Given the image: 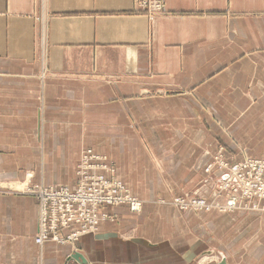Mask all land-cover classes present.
Returning <instances> with one entry per match:
<instances>
[{"label": "crops", "instance_id": "0c3cea01", "mask_svg": "<svg viewBox=\"0 0 264 264\" xmlns=\"http://www.w3.org/2000/svg\"><path fill=\"white\" fill-rule=\"evenodd\" d=\"M219 146L264 156V0H165L152 19L134 0H0V181L29 168L36 182L42 166L44 184L73 187L91 148L126 185L140 162L209 198L217 179L203 168ZM139 197L141 213L114 208L79 238L86 264L180 259L182 212ZM213 213L221 259L264 264V211ZM36 218L32 198L0 195V264L67 263L68 245L34 243Z\"/></svg>", "mask_w": 264, "mask_h": 264}, {"label": "rangeland", "instance_id": "374dc122", "mask_svg": "<svg viewBox=\"0 0 264 264\" xmlns=\"http://www.w3.org/2000/svg\"><path fill=\"white\" fill-rule=\"evenodd\" d=\"M91 151L95 154V156H98L100 158H104L105 162L109 166H103L106 169L111 168V171L107 170H100L99 172L103 174V178L97 173L96 170H92L91 168H94V166H90L91 163H88L87 169H91L90 171V177L97 179L98 181L102 182L104 185L108 183L107 177H113L118 182H120L123 186V192L122 194L125 196H129L130 199H136L140 202L139 207L137 209H132L130 207L128 200L123 202H118L119 200V189L114 186V188L117 190V193L113 194V198L111 201L103 199L101 202L97 203L96 206V214L98 217V224L96 226L95 230L88 231L85 234L78 235L79 238L88 235V234H96L98 232V229L100 224L107 220H114L116 219V214L112 211L114 208H126L130 213H141L142 207H143V200L139 197L142 193L147 194L150 198L154 200L153 206L154 207H162L164 204H169V206H172L174 209H177L179 212H182V219H181V228H182V237H181V254L180 259H176L174 262L171 260L173 264H220L221 261L225 263L224 259H221L220 253H222L221 246L226 247L222 243V239H220V235H215V232H213V235H207V232H211L213 229V225L215 224V221L213 219L206 218L208 214L219 213H227V212H233L235 210L239 211H264V198H260L259 195L253 193L247 199L251 204H257V206L251 207L250 209L245 208V205H241L237 209L229 210L227 207L223 210L220 207H211L212 209H206V208H200L199 203L197 202V205L194 204V206L189 205V207H183L180 206L179 203L181 201L189 202L195 201L198 199H204L206 203L213 204V205H225V202L227 200L226 196L229 197H237L240 199L241 197H246L243 190L240 188V184L237 181H232L231 188L229 187L228 194L223 193L224 191H220L219 187L222 183H225L227 181H230V173L231 170L234 169L237 165L241 168L242 174L244 175L245 180H249L251 182H254L255 184H263L264 185V163H257V164H250V161H263L264 162V156H243L241 160L236 161L229 155H225L224 147L219 146L217 147L216 151L212 154L210 161L205 165L203 168V173L211 174L214 178L217 179L216 184L213 187V190L211 191V195L209 198H206L201 195H197L191 190L193 188L189 186H181L180 184H177L176 178L179 179V171H174L170 167L169 171H165V166H140V162L134 164L133 166H127L132 169V171H127V174H129L128 179H131L130 182H133V184L130 186L129 184L126 185L121 179H119L116 175V166L115 163L110 160L106 155L100 154L98 152H95L91 148H83L80 152L79 159L81 158L82 152L84 151ZM80 160H78L75 169L73 171V175L75 178V184L73 187H69L67 185L61 184L60 182H54L56 184L46 185L41 181V175H42V166H38V181L33 182L32 179L35 176L34 170L29 168L25 171L23 174L22 179L17 180H2L0 181V195H13L18 197H28L32 198L34 203H36V222L38 226V218L41 215V212L38 210V205H40V199L36 195L38 192V189H46L49 190L51 187L52 189L57 188L58 186H65L68 187L69 190H73L76 187V184L81 180L80 175L81 170H78V164ZM145 164V163H144ZM143 164V165H144ZM146 165V164H145ZM169 167V166H168ZM91 173H95L96 176L92 175ZM139 173L138 179H134V176L132 174ZM121 177L123 176L120 175ZM201 175H198V179L200 180ZM124 180H126L124 177H122ZM80 179V180H79ZM79 180V181H77ZM199 183L195 186L198 187ZM194 187V188H195ZM226 188V187H224ZM114 189V190H115ZM43 191V190H42ZM113 191V189H112ZM44 192V191H43ZM109 192V186L106 188L104 187L102 193L108 194ZM243 192V193H241ZM45 193V192H44ZM232 199V198H231ZM237 199V200H238ZM246 200V202H247ZM73 200L70 201V203H65V205L71 206V208L74 211H78L80 208V204L78 201L73 202ZM245 201H243L244 203ZM59 202H54V206H57ZM178 206H177V204ZM74 204L77 206L74 207ZM50 202L49 200L46 203L45 206V213L48 216V218L52 217L51 210H50ZM206 209V210H204ZM151 210H155V208H151ZM152 211V212H153ZM204 212V214H202ZM150 214V212H148ZM44 215V212H43ZM107 216V218H106ZM106 218V219H105ZM76 221L74 224H71L70 228H64L62 226L58 227V233L59 235L64 238L68 239L69 234L72 235L73 232H75L78 229L82 228V225L77 223ZM135 228L130 229L124 236L130 237L132 232L136 231ZM36 234H37V227H36ZM35 234V235H36ZM7 237V236H6ZM11 237V236H10ZM16 236L13 235L12 238H15ZM72 238L69 242L64 243V245L58 244L54 242L53 240H49L51 242H54V244H58L61 246L68 245L71 247L73 252L69 255L67 259L66 264H72L74 261H76L78 264H86V260L82 257L83 260L75 259L73 258L74 253H78V245H79V238ZM208 237V238H207ZM34 241V237H33ZM35 243V242H34ZM36 244V243H35ZM38 245V244H37ZM147 245L152 246V243H147ZM40 246V245H38ZM227 248V247H226ZM210 253V254H209ZM79 254V253H78ZM221 259V260H220Z\"/></svg>", "mask_w": 264, "mask_h": 264}, {"label": "built area", "instance_id": "2783aa9c", "mask_svg": "<svg viewBox=\"0 0 264 264\" xmlns=\"http://www.w3.org/2000/svg\"><path fill=\"white\" fill-rule=\"evenodd\" d=\"M134 6L137 10V12H140L141 14H145L149 19L154 18L156 15L161 14L165 11V0H134ZM78 164V170H81V174H79L80 181L76 184V187L73 190H69L68 187L65 186H58L57 188L52 189V187L49 190L46 189H38L37 196L40 199V212L41 215L38 218V226H37V233L35 237V243L41 244L44 240H55V237L53 236L55 233H58V227L62 226L64 228H70L71 224H74L76 221L77 223L82 225L81 229L76 230L73 232L72 235L69 234L68 239L59 240L57 242H69L72 238H77L78 235L85 233L87 231L95 230L98 222L97 212H96V206L98 202H101L103 199L111 201L113 198L112 193L116 194L117 190L114 188L119 189V200L118 202H129L130 207L132 209H137L139 207L140 202L136 199H130L129 196H125L122 194L123 192V185L118 182L113 177H107L108 183L103 184L102 182L98 181L95 178L90 177V171L96 170L97 173L103 178V174H101L100 170H107L111 171V168L106 169L103 166H109L104 158H100L98 156H95L93 152L84 151L82 152L81 158L79 159ZM91 163L90 166H94V168L87 169L88 163ZM250 164H257V163H264L263 161H250ZM92 175L96 176L95 173H91ZM232 181H237L240 184L241 190L245 193L246 197H241L238 199L237 197H229L226 196L227 200L225 202V205H213L208 204L204 199H198L195 201L189 202H183L181 201L179 203L180 206L183 207H189V205L194 206V204L197 205V202L199 203L200 208H206V209H212L211 207H217L221 209H225L226 207L229 210L237 209L241 205H245V208L250 209L251 207H256L254 203L251 204L247 199L253 193L259 195L260 198H264V185L263 184H255L254 182H251L249 180H245L244 175L242 174L241 168L239 165H237L234 169L231 170L230 173V181H227L225 183H222L219 187L220 191H224L223 193L228 194L229 187L231 188ZM109 186V192L108 194H103L102 191L104 187L106 188ZM226 187V188H224ZM113 189V191H112ZM115 189V190H114ZM45 192H43V191ZM241 192V193H243ZM232 198V200H230ZM238 199V200H237ZM50 202V210L52 217L48 218V216L45 213V206L47 201ZM73 200V202L78 201L80 204V208L78 211H74L71 206L65 205V203H70V201ZM247 200V202H246ZM243 201H245L243 203ZM54 202H59L57 206H54ZM72 202V203H73ZM194 203V204H193ZM177 204V203H176ZM77 205L74 204V207ZM178 206V204H177ZM204 209V210H206ZM256 209V208H255ZM264 209V207H263ZM44 212V215H43ZM107 218V216H106ZM105 218V219H106ZM60 236V235H59Z\"/></svg>", "mask_w": 264, "mask_h": 264}, {"label": "bare ground", "instance_id": "6f19581e", "mask_svg": "<svg viewBox=\"0 0 264 264\" xmlns=\"http://www.w3.org/2000/svg\"><path fill=\"white\" fill-rule=\"evenodd\" d=\"M230 200H232V199H230ZM38 210H39V212H40V205H38ZM96 228V227H95ZM98 229V228H97ZM88 232V231H87ZM86 232V233H87ZM83 234H85V233H83ZM82 234V235H83ZM37 235H38V233H37ZM54 237H55V239L57 240V241H59V240H63L62 239V237L61 236H59L57 233H55L54 235H53ZM35 237H36V235L34 236V241H35ZM79 238V237H78ZM52 240V239H51ZM49 240H44L41 244H38V245H42L44 242H48ZM54 242H56V243H58V244H61V245H64V243H66V242H62V243H59V242H57V241H55V240H53ZM70 257V256H69Z\"/></svg>", "mask_w": 264, "mask_h": 264}, {"label": "water", "instance_id": "95a60500", "mask_svg": "<svg viewBox=\"0 0 264 264\" xmlns=\"http://www.w3.org/2000/svg\"><path fill=\"white\" fill-rule=\"evenodd\" d=\"M72 256H73V258H75V259L83 260V259H82V256H81L80 254H78V253H74ZM220 264H224V262L221 261Z\"/></svg>", "mask_w": 264, "mask_h": 264}]
</instances>
